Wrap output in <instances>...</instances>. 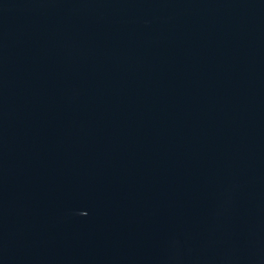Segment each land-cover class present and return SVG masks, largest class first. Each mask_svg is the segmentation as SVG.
Here are the masks:
<instances>
[{
    "label": "water",
    "instance_id": "95a60500",
    "mask_svg": "<svg viewBox=\"0 0 264 264\" xmlns=\"http://www.w3.org/2000/svg\"><path fill=\"white\" fill-rule=\"evenodd\" d=\"M0 264H264V0H0Z\"/></svg>",
    "mask_w": 264,
    "mask_h": 264
}]
</instances>
